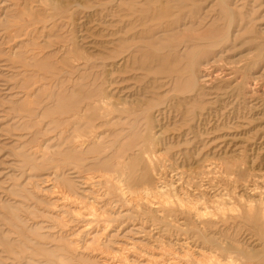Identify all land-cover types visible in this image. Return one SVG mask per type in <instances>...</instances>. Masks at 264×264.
I'll return each instance as SVG.
<instances>
[{"label":"rangeland","instance_id":"obj_1","mask_svg":"<svg viewBox=\"0 0 264 264\" xmlns=\"http://www.w3.org/2000/svg\"><path fill=\"white\" fill-rule=\"evenodd\" d=\"M262 29L264 0H0V264H155L152 255L179 253L168 239L202 241L178 211L159 218L139 197L196 199L214 213L210 237L230 226L251 242L242 219L226 221L210 202L264 195V182L251 191L264 172V97L241 95L263 71ZM219 56L207 71L234 77L202 86ZM123 183L131 195L118 194Z\"/></svg>","mask_w":264,"mask_h":264},{"label":"bare ground","instance_id":"obj_2","mask_svg":"<svg viewBox=\"0 0 264 264\" xmlns=\"http://www.w3.org/2000/svg\"><path fill=\"white\" fill-rule=\"evenodd\" d=\"M184 2H182L181 4H183ZM186 5V4H185ZM198 6V5H197ZM185 8V7H184ZM195 8V7H194ZM155 9V8H154ZM194 11V10H193ZM94 13V12H93ZM186 14V13H185ZM181 16H183V15H181ZM180 16V17H181ZM185 16V15H184ZM198 16H199V14H198ZM197 17V16H196ZM201 18V17H200ZM185 19H186V16H185ZM199 20H201V19H199ZM192 21V20H191ZM192 23V22H191ZM201 24V23H200ZM196 25V24H195ZM194 25V26H195ZM198 25H199V22H198ZM197 26V25H196ZM196 28V27H195ZM199 29V28H198ZM196 30V29H195ZM195 30H193V31H195ZM184 31V30H183ZM199 32V31H198ZM262 33V36L264 37V29H262V30H260V32H259V34H261ZM181 34V33H180ZM199 34V33H198ZM219 35V34H218ZM212 38H214V37H212ZM211 39V38H210ZM219 39H217V41H218ZM223 40V39H222ZM220 41V40H219ZM217 43V42H216ZM219 43H221V42H219ZM214 44V43H213ZM218 44V43H217ZM216 44V45H217ZM221 53H222V51H220ZM218 55V53L216 54V56ZM224 55V54H223ZM264 57V56H263ZM219 58H220V56L219 57H217L216 59H214V61L213 62H209V63H207L204 67H203V72H204V74L203 75H201L200 76V83H201V85L202 86H206V87H208V86H210V88H211V86L214 84V82H215V80H217V78L219 77V78H221V77H224V82H227L228 80H232V77H234V76H232V71H233V69H232V71L231 72H228L227 70H219L220 72H218V73H215V74H213V72H208L207 71V69L210 67V65H211V63H214V62H219L220 60H219ZM261 61V60H260ZM208 66V67H207ZM227 68V67H226ZM229 68V67H228ZM262 69H263V71H262V73L259 75V76H255V75H251L250 76V78L248 77V79H249V81H247V82H245V84L244 85H246V91L243 89L242 91L244 92V93H241V95H244V100H245V98L246 99H249V102H251V101H254V99H257L258 98V96H259V98L261 97H264V87H263V84H261V81L264 79V64L262 65V67H261ZM235 70H236V68H234ZM202 70V69H201ZM201 70H200V72H201ZM236 73V72H235ZM253 74V73H252ZM198 79V78H197ZM195 81H196V84H197V80L196 79H194ZM236 80V79H235ZM242 80V79H241ZM241 80H239L238 82H237V84L239 83V82H242ZM217 82V81H216ZM215 82V83H216ZM229 82V81H228ZM243 82H244V80H243ZM242 82V83H243ZM199 83V84H200ZM262 83H263V81H262ZM231 84V83H230ZM214 86V85H213ZM240 86H242V84H238V88L239 89H242V88H240ZM243 87V86H242ZM235 88V85H234V87L233 88H231V89H233V91L235 90L234 89ZM244 88V87H243ZM200 89H202V88H200ZM206 89V88H205ZM223 89V88H222ZM221 89V90H222ZM220 90V89H219ZM220 90V91H221ZM226 90V89H225ZM238 90V89H237ZM201 91V90H200ZM211 91V90H210ZM214 91H215V89H214ZM217 91V90H216ZM224 92V91H223ZM228 92H226V94H227ZM225 94V93H224ZM223 94V95H224ZM225 94V95H226ZM229 97V96H228ZM227 97V98H228ZM241 97V96H240ZM260 98V99H261ZM241 99V98H240ZM264 99V98H263ZM236 101V100H235ZM259 101V100H258ZM245 102V101H244ZM248 102V101H247ZM248 102V103H249ZM260 102H261V100H260ZM255 103V102H254ZM258 103V102H257ZM263 103V102H262ZM94 104H97L98 105V102L97 103H94ZM101 104H102V102H101ZM108 104V103H107ZM243 104V103H242ZM251 104V103H250ZM256 105V104H255ZM101 106V105H100ZM104 106H105V104H104ZM248 106V105H247ZM107 107V106H106ZM109 107V106H108ZM110 108V107H109ZM244 108H245V106H244ZM248 108V107H247ZM250 108V107H249ZM253 109H254V107H253ZM257 109V108H256ZM246 110V109H245ZM253 111V110H252ZM251 112V111H250ZM247 114V113H246ZM250 115V114H249ZM253 116H254V114H253ZM257 116V115H256ZM155 135V134H154ZM98 139V138H97ZM96 141V140H95ZM149 142V141H148ZM153 142V141H152ZM83 144H84V142H83ZM85 144H87V145H89L90 144V142H89V144L88 143H85ZM115 144V143H114ZM149 144V143H148ZM147 144V145H148ZM45 145V144H44ZM81 145V144H80ZM80 145H78V146H80ZM155 145V144H154ZM85 147V146H84ZM84 147H83V149H84ZM144 147H145V145H144ZM148 147H150V146H148ZM143 148V147H142ZM153 148V147H152ZM77 149H79V147L77 148ZM118 149V148H117ZM119 150V149H118ZM145 150V149H144ZM153 150H154V148H153ZM85 152V151H84ZM115 153V152H114ZM147 153V152H146ZM149 153V152H148ZM154 153V152H153ZM157 153V151H155V154ZM150 154V153H149ZM116 155H117V152H116ZM151 156L153 155V154H150ZM161 154H159V156H160ZM113 156H115V155H113ZM121 156H122V153H121ZM146 157H147V154L145 155ZM153 156H155V155H153ZM158 156V155H157ZM158 156V157H159ZM120 157V156H119ZM118 157V158H119ZM126 157V156H125ZM145 157V158H146ZM115 158V157H114ZM123 158H124V156H123ZM122 158V159H123ZM127 158V157H126ZM149 158V157H148ZM157 158V157H156ZM155 158V159H156ZM125 159V158H124ZM160 159V158H159ZM166 159H168L167 157H166ZM111 160H113V159H111ZM121 160V159H120ZM149 160V163L151 164V162H150V159H148ZM157 160H158V158H157ZM163 160V159H162ZM165 160V159H164ZM169 160V162H170V159H168ZM125 161H126V159L124 160V163H125ZM167 161V160H166ZM172 161V160H171ZM116 162V161H115ZM162 162H164V161H162ZM162 162H160L159 164L161 165V166H163V164H162ZM112 163V162H111ZM127 164H128V162H126ZM147 163V162H146ZM115 164V163H114ZM118 164V163H117ZM159 164H158V166H159ZM168 164V163H167ZM121 165V164H120ZM155 165V164H154ZM170 165V164H169ZM109 166H111V165H109ZM119 166V165H118ZM118 166H117V169H118ZM122 166V165H121ZM126 166V165H125ZM144 166V165H143ZM160 166V167H161ZM206 166V165H205ZM210 166V165H209ZM206 167L207 169L206 170H208L209 172L210 171H212V169H214V170H216V164H215V166H214V168L211 166V167ZM155 167V166H154ZM167 167H169V166H167ZM203 167V166H202ZM219 167H221V166H219ZM121 168V167H120ZM125 168V167H124ZM144 168H146V167H144ZM162 168V167H161ZM166 168V167H165ZM204 168V167H203ZM203 168H202V171H203ZM75 169V168H74ZM73 169V170H74ZM158 169V168H157ZM160 169V168H159ZM125 170V169H124ZM213 170V171H214ZM218 171H220V170H222V169H217ZM55 171V170H54ZM112 171V170H111ZM120 171V170H119ZM118 171V172H119ZM156 171V170H155ZM162 171H163V169H162ZM212 171V172H213ZM225 171V170H224ZM232 171V170H231ZM261 171V170H260ZM264 171V170H263ZM262 171V172H263ZM118 172H113V173H117L116 174V176H117V179L120 181V182H124V179H122L124 176H122V175H119V173ZM121 172L123 173V170H121ZM153 172V171H152ZM157 172V171H156ZM160 172V171H159ZM54 173V175L53 176H50L51 178H49V180L48 181H51L52 182V191L51 192H55L56 193V196H58V198H59V200H61V193L63 192V194H64V191H62L61 190V186H60V183H59V181H58V178H59V176H58V174L56 173V172H53ZM134 173V172H133ZM136 173V172H135ZM147 173V172H146ZM146 173H143L144 175L146 174ZM154 173V172H153ZM158 173V172H157ZM201 173H203V172H201ZM214 173V172H213ZM212 173V174H213ZM216 173V172H215ZM219 173V172H218ZM127 174V173H126ZM242 174V173H241ZM153 175V174H152ZM158 175H159V173H158ZM207 175H208V173H207ZM211 175V174H210ZM214 175V174H213ZM213 175H211V176H213ZM232 175V174H231ZM230 175V176H231ZM107 176V175H106ZM111 176H113V174L111 175ZM126 176V175H125ZM135 176V175H134ZM134 176H133V178H134ZM155 176H156V178H158L159 176H157L156 174H155ZM161 176V175H160ZM165 176V175H164ZM202 176V175H201ZM220 175H218V176H216L217 178L219 177ZM224 176V175H223ZM96 177V176H95ZM130 177V176H129ZM139 177V176H138ZM141 177V176H140ZM162 177V176H161ZM199 177V176H198ZM204 177V176H203ZM206 177H209V175L208 176H206ZM225 177H226V175H225ZM225 177H223V178H225ZM228 177V176H227ZM93 178V177H92ZM121 178V179H120ZM144 178V177H143ZM193 178V177H192ZM201 178V177H200ZM230 178V177H229ZM228 178V179H229ZM234 178V177H233ZM232 178V179H233ZM70 179V178H69ZM98 180L97 181H110V179L111 178H108V176L107 177H103V175L102 176H98V178H97ZM140 179V178H139ZM151 179L152 178H150V181H151ZM195 179V178H194ZM210 179V178H209ZM208 179V180H209ZM216 179V178H215ZM227 179V178H226ZM237 179V178H236ZM83 180V179H82ZM90 180H91V178H88V176H87V178H86V182H87V184H89L90 183ZM112 180V179H111ZM154 180V179H153ZM156 180V179H155ZM161 180V179H160ZM163 180V179H162ZM182 180H183V178H182ZM181 180V181H182ZM190 180H191V178H190ZM207 180V179H206ZM213 180V179H212ZM219 180H220V177H219ZM47 181V180H46ZM85 181V180H84ZM105 181V182H106ZM116 181V180H115ZM139 181H141V179L140 180H138V182ZM142 181H143V185H145V184H147V185H149V187L151 186L150 185V181L149 180H146V181H148L149 182V184L148 183H145L144 182V179H142ZM180 181V180H179ZM180 181V182H181ZM201 181V180H200ZM214 181V180H213ZM212 181V182H213ZM218 181V180H217ZM254 181L256 182V184L254 185V188L251 190V191H253V194L255 193L254 191H258L257 189H259V187H258V185H257V182H264V172L263 173H261V174H256V175H254ZM93 182H95V181H93ZM164 182V181H163ZM195 182V181H194ZM211 182V181H210ZM219 182V181H218ZM97 183V182H96ZM112 183H113V181H112ZM115 183H117V182H115ZM115 183H113L114 185H115ZM126 183V182H125ZM128 183V182H127ZM142 183V182H141ZM145 183V184H144ZM174 183V182H173ZM172 183V184H173ZM247 183V182H246ZM100 184V183H99ZM107 184V183H106ZM120 184V183H119ZM162 184H164V183H162ZM176 184V183H175ZM178 184H179V182H178ZM198 184H200V182L198 183ZM202 184V183H201ZM209 184V183H208ZM207 184V185H208ZM211 184H213V183H211ZM91 185V184H90ZM121 185V184H120ZM119 185V186H120ZM128 185V184H127ZM126 184H124L123 183V187H122V189H120V191L119 190H117V191H119V193L118 194H120L121 195V197H125L126 196V194L128 195V194H130L131 193V191H130V189H129V186H127ZM138 185V183L136 182V185L135 186H137ZM142 185V186H143ZM146 185V186H147ZM155 185V184H154ZM161 185V184H160ZM159 185V186H160ZM195 185V184H194ZM235 185V184H234ZM243 185H245V182H244V184ZM118 186V185H117ZM139 186V185H138ZM137 186V187H138ZM163 186H165V185H163ZM171 186V185H170ZM185 186V185H184ZM206 186V185H205ZM114 187H116V186H114ZM140 187V189H141V186H139ZM144 187V186H143ZM142 187V189H145V188H143ZM148 187V186H147ZM172 187H173V185H172ZM202 187V186H201ZM245 188L247 187L246 185L244 186ZM117 188V187H116ZM133 188V187H132ZM154 188V187H153ZM156 188H157V185H156ZM165 188V187H164ZM175 188V187H174ZM195 188V187H194ZM204 188V187H203ZM202 188V189H203ZM214 188V187H213ZM79 189V188H78ZM77 189V190H78ZM134 189V188H133ZM176 189H177V186H176ZM198 189V188H197ZM197 189H195V190H197ZM201 189V188H200ZM201 189V190H202ZM212 189V188H211ZM224 189V188H223ZM116 190V189H115ZM115 190H114V192H115ZM205 190H206V188H205ZM246 190V189H245ZM140 191H142V190H140ZM139 191V192H140ZM150 192V194H151V191L148 189V188H146L145 189V191L144 192ZM155 191V190H154ZM182 191V190H181ZM180 191V192H181ZM199 191V190H198ZM207 191H208V189H207ZM206 191V192H207ZM210 191V190H209ZM208 191V192H209ZM223 191V190H222ZM226 191V190H225ZM225 191H223L224 192V194H225ZM246 191H249V190H246ZM139 192H137L138 194H139V196H144V195H142V192L141 193H139ZM157 192L159 193V194H161L162 195V192H163V187L161 186V187H159L158 189H157ZM156 192V193H157ZM177 192V191H176ZM175 192V193H176ZM179 191H178V193H180ZM200 192V191H199ZM205 192V193H206ZM174 193V194H175ZM182 193V192H181ZM192 193V192H191ZM204 192H203V194H205ZM213 193H215V192H213ZM249 193V192H248ZM66 194H68V193H66ZM137 194V195H138ZM145 194V193H144ZM147 194V193H146ZM158 194V195H159ZM167 194V193H166ZM182 194H185V193H182ZM182 194H180V196L182 195ZM197 194H198V192H197ZM208 194V193H207ZM219 194V193H218ZM70 195V194H69ZM106 195V194H105ZM120 195H119V197H120ZM131 195V194H130ZM165 195V194H164ZM188 195H190V194H188ZM195 195V194H194ZM200 195H202V194H200ZM200 195H198V196H200ZM261 195V194H260ZM68 196V195H67ZM71 196V195H70ZM129 196V195H128ZM127 196V197H128ZM150 196V195H149ZM186 196V195H185ZM198 196L196 195V197H197V199H198ZM210 196H212V195H210ZM228 196V195H227ZM63 197V196H62ZM118 197V196H117ZM119 197H118V199H119ZM177 197V196H176ZM179 197V196H178ZM183 197L184 196H182L181 198L179 197V199L177 198V200L176 201H174V200H170V201H168V200H161L162 199V197H161V201H158V202H156V200L154 201V200H148V199H146L145 197L143 198V197H139L140 198V200H142L143 202H146V205H147V203L148 204H150V205H147V206H150L152 209H154L155 210V212H156V214L158 215L159 214V218L161 217V218H164L166 215H165V211L166 210H170V211H173V210H171V209H174L175 211H178L179 213L178 214H180V215H182V217L184 216V218L183 219H185L184 220V222L185 221H188L187 222V228L189 229V227H190V230H192L195 234H197V235H199V236H201V242L200 241H194L195 240V238H194V240H190V242H188L187 241V239L186 238H180V239H178V237L176 238V241L175 240H173L172 238V240L174 241V243H172L173 241L172 240H169L168 239V243L169 244H172V245H175V246H177L178 245V248H175V250L174 251H179V253L178 252H174L175 254H170L169 255V253L167 252V253H165V254H160L159 255V257H157V256H151L150 257V259H151V261L153 260V262L155 263V264H264V195H262V196H260L256 201H254V200H252V199H246L245 201H242V202H240L239 204L238 203H236L235 201H232V202H229L228 200L227 201H224L223 200V205H222V203H220L219 201L217 202L216 201V196H215V201L213 200V201H211L210 202V205H211V203L213 202V203H217V205L215 206V208L214 209H216L217 211H222V212H220L221 214H222V217L227 221V220H231V219H234V220H236L237 219V217H239L240 219H242V223H243V228H246L248 231H249V233H250V237L248 238V239H251V242L253 241L252 240V238H254L255 240H257L258 241V243H259V247L258 246H256V244H254V245H252V243L251 242H248V241H250V240H246L245 242H240L239 241V239L238 238H236L235 237V235L233 234V235H231L228 231H229V227H228V229L227 228H225V230H221V232L219 233V237L218 238H213V237H210V234H207L206 233V228L209 226V225H215V223H213V222H210V221H208V218L209 217H211V216H214L213 214V212H211V211H209V206L207 205V204H201V203H199L198 201H196V199H195V201H189L188 199H186V200H184L183 199ZM194 197V196H193ZM196 197H194V198H196ZM202 198H203V196H201ZM200 197V198H201ZM205 197V196H204ZM230 197V196H229ZM66 198V197H65ZM65 198L63 197L62 199H64L65 200ZM138 198V197H137ZM156 198V197H155ZM159 198V197H158ZM166 198H168V195H167V197ZM170 198V197H169ZM189 198H190V196H189ZM193 198V199H194ZM208 198H209V196H208ZM231 198V197H230ZM240 198V197H239ZM132 199H134V197H132ZM132 199H130L131 200V202H132ZM151 199H153V198H151ZM176 199V198H175ZM205 199V198H204ZM203 199V200H204ZM207 199V198H206ZM210 199V198H209ZM243 199V198H242ZM126 200H128V199H126ZM125 200V201H126ZM191 200V199H190ZM199 200V199H198ZM203 200H202V202H203ZM212 200V199H211ZM230 200V199H229ZM86 201V200H85ZM116 201H119V200H116ZM123 201H124V199H123ZM123 201H121V202H123ZM125 201L123 202V203H125ZM134 201V200H133ZM138 201V200H137ZM155 203H154V202ZM208 201V200H207ZM127 202V201H126ZM130 202V203H131ZM135 202V201H134ZM201 202V201H200ZM209 202V201H208ZM92 204H93V202H91ZM95 203V202H94ZM110 203V202H109ZM112 203V202H111ZM127 203H129V202H127ZM136 203V202H135ZM83 204V203H82ZM91 204V205H92ZM96 204V203H95ZM137 204V203H136ZM138 204H139V202H138ZM140 204H141V202H140ZM145 204V203H144ZM107 205H109V204H107ZM111 205V204H110ZM141 205H143V204H141ZM212 205H214V204H212ZM212 205H211V207H212ZM69 206V205H68ZM89 206V205H88ZM96 206H97V204H96ZM106 206V205H105ZM222 206V207H221ZM94 206H92V208H93ZM112 207V206H111ZM137 207H139L138 205H137ZM228 207H230V210L233 212L234 211V209H236V208H240L241 210H243V212L245 213V212H247L248 214H249V218H246V217H244V216H241V214L240 215H238V216H235L234 214H230V215H227L225 212L228 210L227 208ZM91 208V207H90ZM101 208V207H100ZM105 208V207H104ZM140 208V207H139ZM141 208H143V207H141ZM94 209V208H93ZM92 209V210H93ZM105 210V209H104ZM212 210V209H211ZM238 210V209H237ZM146 211V210H145ZM214 211V210H213ZM217 211H214V212H216L217 213ZM77 212V211H76ZM91 214V213H90ZM89 215V214H88ZM80 216H82V215H80ZM92 216V215H91ZM91 216H89V217H91ZM172 216V215H171ZM154 217V216H153ZM169 217V216H168ZM215 217H216V214H215ZM221 217V218H222ZM92 218H94L93 216H92ZM166 218V217H165ZM164 218V219H165ZM169 218H172V217H169ZM174 218V217H173ZM180 218V217H179ZM179 218H177L176 219V221H177V223L179 222L178 220H179ZM158 219V218H157ZM217 219V218H216ZM216 219H215V221H216ZM166 220V219H165ZM209 220H212L211 218H209ZM218 220V219H217ZM160 221V220H159ZM226 221H223V222H225L226 223ZM138 222V221H137ZM142 222H143V220H142ZM170 222V221H169ZM172 222V221H171ZM183 222V223H184ZM182 223V224H183ZM186 223V222H185ZM217 223V222H216ZM221 223V222H220ZM233 223V222H232ZM144 224V223H143ZM181 224V223H180ZM179 224V225H180ZM227 224V223H226ZM107 225H109V224H107ZM106 225V226H107ZM169 225V224H168ZM172 225V224H171ZM218 225V224H217ZM228 225V224H227ZM234 227H236V223L234 222ZM183 226H185V225H182V227ZM189 226V227H188ZM237 226H238V224H237ZM108 227V226H107ZM186 227V226H185ZM234 227H232V228H234ZM113 228V227H112ZM119 228V227H118ZM128 228V227H127ZM179 228H181V226H179ZM209 228V227H208ZM139 229V228H138ZM186 229V228H185ZM104 230V229H103ZM103 230H102V233H103ZM107 230V229H106ZM141 230V229H140ZM139 230V231H140ZM165 231V230H164ZM208 231V230H207ZM219 231V230H218ZM234 231V230H233ZM245 231V230H244ZM252 231H254L253 233H255L254 235H253V233H252ZM150 232H151V230H150ZM182 232V231H181ZM191 232V231H190ZM189 232V233H190ZM101 233V234H102ZM157 233V232H156ZM162 233V232H161ZM187 233V232H186ZM216 233V232H215ZM158 234V233H157ZM174 234V233H173ZM172 234V235H173ZM179 234V233H178ZM177 234V235H178ZM78 235V234H77ZM80 235V234H79ZM79 235H78V237H79ZM214 235V234H213ZM249 235V234H248ZM248 235H246V236H248ZM95 236V235H94ZM170 236H171V234H170ZM184 236V235H183ZM196 236V235H195ZM77 237V236H76ZM181 237V236H180ZM246 238V237H245ZM94 239V238H93ZM161 239V238H160ZM106 240H108V239H106ZM151 240V239H150ZM244 241V240H243ZM108 243H109V240L107 241ZM72 243V242H71ZM70 243V244H71ZM103 243V242H102ZM104 244V243H103ZM108 245V244H107ZM106 246V245H105ZM261 246V247H260ZM163 247H166V246H163ZM162 247V248H163ZM134 248V247H133ZM138 248V247H137ZM130 249H132V248H130ZM88 250V249H87ZM121 250V249H120ZM133 250V249H132ZM163 250V249H162ZM165 251H166V249H164ZM170 250V249H169ZM181 250V251H180ZM81 251V250H80ZM140 252V251H139ZM161 252V251H160ZM159 252V253H160ZM173 252V251H172ZM113 253V252H112ZM122 253V252H121ZM128 253V252H127ZM126 253V254H127ZM163 253H164V251H163ZM167 254V255H166ZM142 255V254H141ZM180 255H182V256H180ZM136 256V255H135ZM126 257V256H125ZM125 257L123 256V258L122 259H125ZM139 257V256H138ZM141 257V256H140ZM107 258H109V257H107ZM113 258V257H112ZM114 259H117V257L115 256L114 257ZM122 259L120 258L119 260H117V261H119L120 262V260L122 261ZM137 259V258H136ZM103 260V259H102ZM106 260V259H105ZM126 260H128V262L131 260H133V259H130L129 260V258H126ZM146 260H149V259H146ZM104 261V260H103ZM111 261V260H110ZM114 261V260H113ZM116 261V260H115ZM116 261V262H117ZM130 261V262H131ZM134 261L135 260H133V264H135L134 263ZM144 261V260H143ZM150 261V262H151ZM98 262H99V260H98ZM100 262H101V260H100ZM107 262H108V260H107ZM112 262V261H111ZM122 262H124V261H122ZM122 262H120L121 264H123ZM127 262V263H128ZM139 262V261H138ZM102 263V262H101ZM100 263V264H101ZM115 263V262H114ZM103 264V263H102ZM108 264H109V262H108ZM139 264V263H138ZM146 264V263H145ZM148 264V263H147ZM151 264V263H150Z\"/></svg>","mask_w":264,"mask_h":264}]
</instances>
